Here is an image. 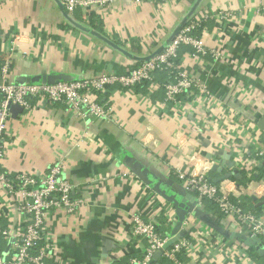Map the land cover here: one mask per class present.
I'll return each instance as SVG.
<instances>
[{
  "label": "crops",
  "instance_id": "obj_1",
  "mask_svg": "<svg viewBox=\"0 0 264 264\" xmlns=\"http://www.w3.org/2000/svg\"><path fill=\"white\" fill-rule=\"evenodd\" d=\"M203 14L209 19L199 35L222 57L195 59L186 48L179 64L207 88L209 103L195 91L166 102L167 75L156 73L145 88L116 86L101 94L98 101L111 108L108 118H81L62 104L33 101L29 112L16 111L9 120L2 171L42 174L60 163L72 196L82 200L77 218H48L56 264H128L126 255L147 249L130 234L137 214L157 221L169 215L174 220L166 234L196 241L192 255H178L181 264H239L225 251L229 244L264 264L255 247L231 234L237 229L216 208L185 209L179 222L180 205L191 201L172 174L195 169L214 179L219 175L211 168L218 165L222 174L244 177L243 184L229 179L241 185L257 169L264 177V0H115L99 14H70L54 0H0V61L9 62L12 83L125 74ZM23 35L29 43L18 42ZM250 190L253 196L239 200L248 210L260 209L264 178ZM1 193L0 209L12 218L15 203Z\"/></svg>",
  "mask_w": 264,
  "mask_h": 264
},
{
  "label": "built area",
  "instance_id": "obj_2",
  "mask_svg": "<svg viewBox=\"0 0 264 264\" xmlns=\"http://www.w3.org/2000/svg\"><path fill=\"white\" fill-rule=\"evenodd\" d=\"M64 10L72 14L77 9L102 12L115 0H56ZM208 14L189 20L173 37L163 51L148 58L139 66L125 74L101 73L89 78L59 81L54 83H12L9 81L10 64L0 61V164L5 155L3 136L7 131L8 122L12 119L10 108L18 106L22 111L29 112L33 106L48 102L62 104L74 115L81 118L110 116L111 108L107 102L98 101L101 94L110 87L124 90L132 89L144 82L154 84V75L164 73L167 81L162 87L165 90L166 102L175 103L180 95L195 91L199 98L210 102L213 96L198 80L189 76L176 62L178 50L181 47L190 49L193 58L209 57L217 60L222 54L204 44L197 32ZM181 183L184 190L194 197V207H204V200L213 202L223 219H227L239 233L246 237H258L264 242V196L260 213L243 211L240 207L241 195H252L250 186L257 180L248 174V182L241 185L233 180H223L214 184L208 177L207 171L191 170L183 172L176 169L172 173ZM225 187L224 183H231ZM0 190L8 199L15 203L13 217H7L0 209V264H56L54 261L53 237L48 227L51 215L78 217L82 200L72 196L74 187L66 178L60 163L51 165L45 173L20 172L9 175L0 168ZM1 193V194H2ZM253 196V195H252ZM231 197L237 203L231 202ZM5 217V224L2 219ZM169 215L165 227L173 222ZM231 221V222H230ZM3 225H2V224ZM159 225L157 220L146 219L142 215L132 216L130 224L131 237L145 242L147 249L141 257L131 258L129 264H156L160 259H167L173 264H181L178 255H192L199 246L193 244L186 236L173 239L170 234L156 232ZM5 226V227H3ZM2 245L5 247L2 248ZM166 246V247H165ZM217 246H220L217 244ZM160 251L158 259L155 255ZM227 253L234 255L239 264H255L247 248L236 244L225 247Z\"/></svg>",
  "mask_w": 264,
  "mask_h": 264
},
{
  "label": "water",
  "instance_id": "obj_3",
  "mask_svg": "<svg viewBox=\"0 0 264 264\" xmlns=\"http://www.w3.org/2000/svg\"><path fill=\"white\" fill-rule=\"evenodd\" d=\"M56 1V0H54ZM60 6H62L58 1H56ZM31 82H25V83H32ZM45 83V82H44ZM46 83H54V82H46ZM21 110L20 107L18 106H12L10 108V111L12 113V117L14 116L16 111ZM224 170L223 167L218 166V165H214L211 168L212 172H217L219 177H216L214 179H211L212 183L214 184H218L223 180L226 179H230V178H234L236 180H240L241 179V175L240 174H236L235 172H228L225 174H222V171ZM188 199H190L189 201H191V204L189 203V205L185 206V205H180V208L178 209L177 213H178V218H179V222L182 221L183 215H184V210L188 209V211H191L192 208L194 207V197L190 194H188ZM195 212H197V210L194 209ZM233 234L235 237H238L239 239H241L243 241V243L247 246V247H255V249L257 250L259 256H264V242L261 241V239H259L258 237H246L245 235L239 234V233H231ZM177 238H173L171 241L168 242L167 245H170L172 242H174ZM166 247V246H165ZM160 255V251L155 255V258L158 259Z\"/></svg>",
  "mask_w": 264,
  "mask_h": 264
},
{
  "label": "trees",
  "instance_id": "obj_4",
  "mask_svg": "<svg viewBox=\"0 0 264 264\" xmlns=\"http://www.w3.org/2000/svg\"><path fill=\"white\" fill-rule=\"evenodd\" d=\"M203 26V25H202ZM199 33H200V30L197 32V34L199 35ZM187 47H181L179 50H178V55H177V59H176V62L177 63H179V55H180V53H181V51H183V50H185ZM188 50V49H187ZM186 50V51H187ZM161 74H164V73H161ZM148 85V83L147 82H144V83H142L141 85H137L135 88H137V87H139V86H143V88H145L146 86ZM32 103H33V101H32ZM262 178H264L263 177V171H262V169H257V173L254 175V176H252V179H254V180H260V179H262ZM238 182H242V184L245 182V179H244V177H243V179H241V180H239ZM247 182V181H246ZM240 201V207L242 208V210L243 211H251V210H248V209H246L245 208V202H244V198H242V199H240L239 200ZM231 202L232 203H237V200L236 199H234V198H232L231 199ZM205 208H216L217 209V206L213 203V202H211V201H208V200H204V209ZM261 210H262V207L260 206V209L259 208H256V209H254V211H251V212H253V213H260L261 212ZM256 211V212H255ZM165 221H166V217H164L163 215H161L160 216V218H159V220H158V223H159V225L156 227V232L157 233H160L161 235L162 234H164L165 233V231H166V229H168L167 227H165ZM2 224V223H1ZM3 225V224H2ZM3 227H5V226H3ZM143 254V253H142ZM142 254H140V256H136V254H134V255H126L127 257V260H128V262H129V260L131 259V258H134V257H137V258H139V257H141V255ZM250 255H252L253 257H255L256 256V258L257 259H260L259 257H257V255H254V254H250ZM159 261H161V262H163V259H160ZM129 264V263H128Z\"/></svg>",
  "mask_w": 264,
  "mask_h": 264
},
{
  "label": "clouds",
  "instance_id": "obj_5",
  "mask_svg": "<svg viewBox=\"0 0 264 264\" xmlns=\"http://www.w3.org/2000/svg\"><path fill=\"white\" fill-rule=\"evenodd\" d=\"M18 42L21 43V44H27V43H29L30 41H29V38H28L27 35H23V36L18 37ZM199 166H200V165H199V163H198V164H197V167H199Z\"/></svg>",
  "mask_w": 264,
  "mask_h": 264
}]
</instances>
